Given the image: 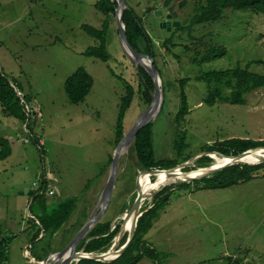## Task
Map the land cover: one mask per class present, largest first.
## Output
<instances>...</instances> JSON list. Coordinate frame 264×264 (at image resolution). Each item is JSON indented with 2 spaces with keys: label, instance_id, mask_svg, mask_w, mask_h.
Masks as SVG:
<instances>
[{
  "label": "rangeland",
  "instance_id": "1",
  "mask_svg": "<svg viewBox=\"0 0 264 264\" xmlns=\"http://www.w3.org/2000/svg\"><path fill=\"white\" fill-rule=\"evenodd\" d=\"M165 1L127 0L153 40L165 89L162 110L152 122L156 158L182 161L189 157L191 167H197L200 159L210 157L211 161L197 167L201 170L195 173H201L226 162L218 156H206L207 147L229 139L264 141V89L247 95L245 105H209L204 103L206 85L197 79L206 72L236 67L264 75V15L227 10L218 22L177 32L172 43L165 46L175 28L190 25L196 3L204 0H179L170 9ZM98 2L0 0V70L15 90L16 84L22 91L27 116L24 123L5 115L0 105V141H8L12 149L6 160L0 159V226L7 237H13L4 250L7 264H41L72 241L87 213L91 217L96 210L100 212L118 146L122 100L133 89L124 135L153 101L155 90L150 103L139 70L142 66L132 61L122 45L116 14L108 16L109 62L86 55L100 43L83 26L101 30L107 18L96 8ZM168 14L180 27L170 31L162 27ZM211 46L225 48L226 54L209 63H196L195 59L201 61ZM80 68L93 77L94 86L85 101L75 105L69 101L65 85ZM184 79H190L185 85L190 114L179 127L175 119ZM180 144L184 145L181 155ZM262 159L264 149L244 158L253 163ZM182 164L185 162L178 166ZM142 172L131 146L120 159L104 221L116 225L124 220L138 196V182L145 193L142 213L153 206L154 192L178 185L175 182L183 177L160 173V180L154 183L157 175ZM41 175L47 179L45 190L56 193L46 196L47 210L68 199H79V207L56 234L42 231L34 242L39 228L32 219H37L34 216L40 203L33 193ZM258 175L226 189L196 191L197 185L173 189L168 206L145 237L153 249L165 255L160 263L264 264V169ZM86 187L91 189L89 193ZM131 224L130 220L122 240L130 236ZM122 240L119 248L125 244ZM41 250L48 255L43 256ZM138 264L157 263L144 258Z\"/></svg>",
  "mask_w": 264,
  "mask_h": 264
},
{
  "label": "trees",
  "instance_id": "2",
  "mask_svg": "<svg viewBox=\"0 0 264 264\" xmlns=\"http://www.w3.org/2000/svg\"><path fill=\"white\" fill-rule=\"evenodd\" d=\"M179 0H166L165 6L169 7L174 2ZM184 4V3H183ZM182 4V5H183ZM117 2L113 0H99L96 8L102 14L107 16L104 21L101 30H97L93 27L84 25L83 28L92 35V37L99 41V48L93 47L86 52L89 57H94L96 59L102 60L104 63H108L110 60V55L108 52L109 46V32H110V21L108 19L109 15L116 14ZM247 11L254 14L264 15V0H204L198 1L194 9V15L190 20L189 26L182 25L180 28H175L172 32V36L165 43H172L174 35L180 31H186V28H191L192 26H204L214 22L220 21L225 11ZM123 22L126 26V32L129 43L132 47L140 53L153 56L155 59L156 54L154 51V43L152 38L148 35L144 28L143 20L136 15L135 11L128 7L124 11ZM192 30L190 29V32ZM144 48L142 49V46ZM186 50L190 51V47L186 46ZM226 54V49L219 46H211L207 52L204 54L201 61L195 59L196 63L205 64L215 60L218 57L224 56ZM155 66H158L155 62ZM140 73L144 80V85L146 86V96L148 101L151 103L152 94L155 90L154 83L148 73L139 67ZM159 70V69H158ZM160 74L161 71L159 70ZM162 76V75H161ZM199 81L206 85V95L204 98V103L209 105H215L217 103H225L230 105H245L246 96L260 89H264V75L256 74L251 72L247 68L236 67L228 70L220 71H210L203 73L197 78ZM190 82V79L182 80V93H181V107L176 116L175 122L180 127V125L186 120L187 116L190 114V106L188 95L185 90V85ZM17 90L22 92L18 86L15 84ZM94 86V79L88 73L85 68L78 69L66 82L65 90L69 101L72 104L78 105L85 101L89 96ZM129 88H131L129 86ZM135 93L133 89L129 90V94L125 96L120 105L119 117L117 122V144L124 137V120L129 110ZM0 105L3 108V112L7 116L14 117L25 123L27 116L25 114V106L22 102L21 96L17 93L15 88L11 85L9 79L0 70ZM183 141V138H182ZM1 151L0 159L6 160L12 152L8 141L1 140ZM133 148L137 153L139 162L142 166L143 171H153V170H169L176 168L179 164L189 161V157H186L182 161L180 160H158L156 158L155 148H154V132L153 123L148 124L143 129H141L133 143ZM264 148V141H255L251 139H229L226 141H220L212 146L207 147L206 152L208 153H218L222 160L230 162L231 159L226 157H236L249 150ZM184 145H179L178 153L181 155ZM211 161L210 157H203L197 162V167L204 165ZM113 162V158L111 159ZM253 163V162H246ZM197 167H190L185 169V172L199 171ZM264 169V164L260 165H236L224 170L218 171L217 173L205 177L200 180H196L191 183H178V185H173L171 187H166L160 191L153 199V206L146 211L143 216L138 221V226L133 239V242L127 248L125 253L118 259L112 262H100L94 260H81L77 264H138L142 259L148 258L157 264H161L160 261L163 253L158 252L153 249L145 240L146 235L153 228L154 222L160 217V212L163 211L169 203L171 196L173 195V189L178 188H189L197 185L196 191L200 190H218L226 189L236 185L244 184L258 178L260 171ZM161 175L156 176L154 183L160 180ZM41 187L39 190L34 191L33 195L36 196L35 201H39V208L34 217L37 219H32L34 226L39 228L38 233L33 237L34 242H38L42 231L45 234L52 233L56 234L65 223L69 221L70 216L78 207L77 199H68L57 208L52 210H47V197L45 186L46 179L45 175L41 178ZM179 181V180H178ZM177 181V182H178ZM175 182V183H177ZM86 191V190H85ZM84 191V192H85ZM84 226V225H82ZM112 230L111 222L104 221L103 219L96 224L93 229L89 232L86 239L83 240L80 248L81 250L86 240L89 239L85 251L87 253H105L112 246L115 237L121 230V225L118 224L117 227ZM13 237H7L4 230L0 226V264H3L5 257L4 250L7 249L8 243ZM127 239L122 240V244L126 243ZM44 252L43 256H47ZM43 261V259H41Z\"/></svg>",
  "mask_w": 264,
  "mask_h": 264
},
{
  "label": "water",
  "instance_id": "3",
  "mask_svg": "<svg viewBox=\"0 0 264 264\" xmlns=\"http://www.w3.org/2000/svg\"><path fill=\"white\" fill-rule=\"evenodd\" d=\"M117 2L116 7V21H117V28L119 31L120 39L122 42V45L128 54V56L137 63L138 65L142 66L145 71L148 73V75L151 77L154 86L155 91L153 94V101L149 107L137 120L134 127L131 129V131L124 135L123 139L119 142L117 149L115 151L113 162L111 166V174L110 178L108 180V183L102 193L101 197V203L100 207L101 210L99 213H97V210L94 212V214L87 220L85 225L80 229V231L75 235V237L72 239V241L60 252H53L51 253L41 264H77L81 260H94V261H100V262H112L116 259H118L120 256H122L127 248L130 246V244L133 242L136 229L138 226L139 219L143 216V214L146 212L141 213V205L143 201L145 200V193L143 192V189L138 182V196L132 206V208L126 213L124 220L121 223H118L121 225V230L118 233V235L115 237L114 242L110 249L105 253H87L85 251L87 243L89 242V239L86 240V243L84 247L78 251V247L83 242V240L86 239L89 232L93 229V227L98 224L102 218L104 217L106 211L110 207L111 200L114 195L115 191V184L117 180V175L119 171V165H120V159L123 154L129 151L130 147L133 145L139 131L143 129L148 124L152 123L163 107V102L165 98V89L164 85L162 83L161 74L159 70L155 66V59L153 56H149L143 53L138 52L135 50L132 45L128 41L127 32H126V26L123 22V15L124 11L128 8L127 0H113ZM170 9V6H169ZM173 16L171 14L167 15V21L162 23V27L168 28L170 31L172 27H180V23L178 22H171ZM147 62V64H145ZM19 95L20 92L16 90ZM257 149H264V148H257ZM257 149L249 150L239 156L236 157H226L228 159H231L230 162L221 165L219 167L212 166L210 168H207L206 171L203 173H199L198 175L192 176V173H195V171L192 172H184L185 169L190 168L193 163V160H189L185 162V164H182L180 166H177L176 168L169 169V170H153V171H143L142 174H148L150 176H156L160 173H167L168 177H174L177 176V174H183L185 175V178L182 180H179L177 183H191L196 180L203 179L205 177H209L218 171L224 170L226 168L236 166V165H260L264 164V159L260 160L258 163H246L243 161H240L244 157H246L248 154H250L252 151H255ZM206 156H218L220 157V154L218 153H206ZM194 166V165H193ZM201 170V169H199ZM41 175L40 177H42ZM39 177V176H38ZM37 177V178H38ZM29 191H26V194H28ZM160 190L154 192L151 197H155ZM132 219V224L130 226V236L128 237L126 243L119 248L120 242L125 234V231L127 230V224L129 220ZM118 224L112 225L113 231ZM54 258V259H52ZM7 259L5 257L3 264H7Z\"/></svg>",
  "mask_w": 264,
  "mask_h": 264
},
{
  "label": "crops",
  "instance_id": "4",
  "mask_svg": "<svg viewBox=\"0 0 264 264\" xmlns=\"http://www.w3.org/2000/svg\"><path fill=\"white\" fill-rule=\"evenodd\" d=\"M45 179H46V178H45ZM46 180H47V179H46ZM90 190H91V189H89V188L86 187V192H87V193H89ZM29 193H30V192H28V194H29ZM87 193H86V194H87ZM55 194H56V193H55ZM46 196H49V195H47V192H46ZM49 197H51V196H49ZM79 204H80V203H79ZM80 205H81V204H80ZM78 207H79V206H78ZM89 217H90V216H89V214L87 213L86 218H85V221L83 222L82 225H85V223L87 222V220L89 219ZM102 219H103V218H102ZM82 225H80V227L76 230L77 232H79L80 229L83 227ZM77 232H76V233H77ZM74 237H75V235H74ZM72 238H73V237H72ZM41 252H42V254L44 255V252H43L42 250H41Z\"/></svg>",
  "mask_w": 264,
  "mask_h": 264
},
{
  "label": "bare ground",
  "instance_id": "5",
  "mask_svg": "<svg viewBox=\"0 0 264 264\" xmlns=\"http://www.w3.org/2000/svg\"><path fill=\"white\" fill-rule=\"evenodd\" d=\"M145 64H147V62H145ZM245 158V157H244ZM244 158L243 159H241L240 161H243V162H249V161H246V160H244ZM220 162V161H219ZM223 162V161H222ZM221 163V162H220ZM226 163H228V162H225V163H223V164H221V165H224V164H226ZM221 165H219V166H221ZM218 166V167H219ZM204 172V171H203ZM203 172H201V173H203ZM196 175H198L199 173H195ZM146 175H148V174H146ZM183 177H181V178H179L178 180H180V179H183L184 177H185V175H182ZM146 177V176H145ZM177 181V180H176ZM170 183H168L166 186H168ZM147 186V185H146ZM131 221H132V219H130ZM129 220V221H130ZM128 224H129V222H128ZM127 224V225H128ZM52 259H54V258H52ZM48 264H50V263H48Z\"/></svg>",
  "mask_w": 264,
  "mask_h": 264
},
{
  "label": "built area",
  "instance_id": "6",
  "mask_svg": "<svg viewBox=\"0 0 264 264\" xmlns=\"http://www.w3.org/2000/svg\"><path fill=\"white\" fill-rule=\"evenodd\" d=\"M35 186H36V188H38V190L40 189V187H41V184H35ZM47 195H49V196H54L55 195V191L53 190V189H51V190H49L48 192H47Z\"/></svg>",
  "mask_w": 264,
  "mask_h": 264
},
{
  "label": "clouds",
  "instance_id": "7",
  "mask_svg": "<svg viewBox=\"0 0 264 264\" xmlns=\"http://www.w3.org/2000/svg\"><path fill=\"white\" fill-rule=\"evenodd\" d=\"M41 184V183H40Z\"/></svg>",
  "mask_w": 264,
  "mask_h": 264
}]
</instances>
